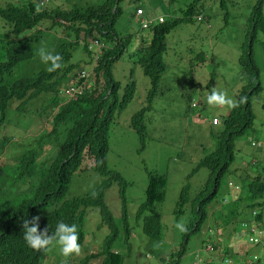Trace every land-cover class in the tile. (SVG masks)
<instances>
[{"label": "rangeland", "instance_id": "rangeland-1", "mask_svg": "<svg viewBox=\"0 0 264 264\" xmlns=\"http://www.w3.org/2000/svg\"><path fill=\"white\" fill-rule=\"evenodd\" d=\"M14 1L27 0H0V5ZM103 1L43 0L42 3L48 8H69L73 5H99ZM192 1L122 0L119 3L121 13L115 23L116 30L124 35L132 34L133 38L128 49L114 62L112 76L121 87L133 81L134 91L131 100L115 115V122L110 129L106 164L108 169L117 172L126 182L123 190L128 235L124 227L121 187L118 181L110 180L104 190V201L118 229L111 249L123 256L122 264H172L176 259L184 233L176 225L183 223L187 227L192 219L188 204L184 206L183 213L174 212L180 191L189 183L192 195L205 183L209 174L207 168L200 167L196 172L189 174L198 162L215 148L214 136L223 117L230 110L227 107L210 106L207 96L215 88L235 100L236 94L243 86L238 59L246 42L247 21L257 0H224L222 3L219 0H201V19L198 20L195 13L190 21L178 23L166 35V50L162 55L165 70L153 95L149 94L152 89L149 78L144 75L140 66L128 57L137 44V35L140 32L149 34L147 28H141L140 21L143 18L145 21L157 23L158 17L165 20L182 17V10ZM136 8L142 9L143 16H136ZM262 10L264 13V1ZM46 26L48 22H42L32 31L15 35L11 32L10 24L0 17V61L5 59L8 41L22 39L37 29L41 31V38L34 44L33 57L18 63L12 72L4 77V83H11L22 77H32L41 69L48 68L49 64L41 61L39 50L45 48L54 54L64 34L58 26L51 29ZM263 44L264 35L259 33L252 48L261 86L257 95L251 99L253 123L234 139V160L229 171L221 179L216 198L212 205L208 206V218L198 231L190 235L177 264H219L220 256L236 245L240 250L246 251L248 256H263L264 260V250L259 245H252L247 231H240V216L230 219L229 224L226 223L228 218L224 216L225 204L239 195L230 189L228 182H231L234 188L242 183L241 177H253L257 173L264 175ZM90 45L93 64L97 47L92 42ZM84 61H90V57L80 44L73 50L71 62L79 63L81 68L78 71L89 73L85 82L87 88H90L95 81V75L91 71V63ZM102 83L100 79L99 84ZM63 88L65 87L62 86L61 89ZM121 93L122 89L119 91V94ZM149 97L152 101L143 120L145 142L141 146L131 121L136 112L148 105ZM62 99L64 98L60 97L59 93L58 103H61ZM193 100L198 102L194 107L191 106ZM51 102V97L40 95L25 102L21 108L18 107V100L13 99L9 103L0 127V165L4 164L5 171L0 185L6 186L12 182L17 173L14 167L15 158L27 149L37 150L38 162L45 161L47 164L54 157L57 149L55 142L52 139L39 141L40 135L51 129L48 122L51 113L56 109ZM214 117L219 121L216 126L211 124ZM251 142H255L256 146ZM92 166L93 160L84 157L79 170L71 177L65 198L90 194L103 181L109 179V176L99 174ZM147 171L166 177L163 200L147 208L144 213L160 217L162 232L157 239L143 232L141 219L136 217L139 206L145 200ZM259 212L261 218L256 222V226L264 233V207ZM246 214V217L252 218L250 211ZM84 232L85 239L79 255L65 257L58 245L50 246L41 264H76L86 255L97 253L101 249L110 229L101 222L97 207L86 209ZM210 235L214 239L209 238ZM211 242L217 248L207 251L206 247ZM230 258L232 262L237 260L236 256ZM88 264H102V259L96 256L91 258Z\"/></svg>", "mask_w": 264, "mask_h": 264}, {"label": "trees", "instance_id": "trees-1", "mask_svg": "<svg viewBox=\"0 0 264 264\" xmlns=\"http://www.w3.org/2000/svg\"><path fill=\"white\" fill-rule=\"evenodd\" d=\"M42 1H14L0 5V17L10 24L11 32L15 35L32 31L42 22H48L47 29L58 26L64 34L61 44L54 53V55L59 54L63 57V66L56 71L47 70L50 67L49 63L48 68L41 69L32 77H22L11 83H4V77L10 74L18 63L33 57L34 44L41 38L39 29L22 39L8 41L5 48V59L0 61V127L4 122L5 111L11 100H18V107L21 108L25 102L40 95L46 98L51 97V104L55 106L56 111L51 113V119L48 122L51 124V129L41 134L39 141L52 139L57 146L54 157L47 164L45 161L38 162L36 149H27L19 154L15 158L16 162L14 161L17 173L12 182L6 186L0 185V264H41L46 251L37 252L28 246L24 240L22 227L23 220L31 219L34 215L41 217L40 230L47 227L50 235L55 232L60 222L75 224L81 245L85 239V211L91 207L99 209L101 222L109 227L110 233L97 253L86 255L76 264H88L89 260L96 256L101 257L102 264H122L123 256L111 249L118 229L104 201V190L110 180L118 181L121 187L124 227L128 235L123 190L126 182L117 172L107 168L106 155L109 148L110 129L115 122V115L131 100L134 91L133 81L121 87V84L113 78L112 66L128 49L133 35L121 34L115 27L121 13L119 3L122 0H104L99 5H73L69 8H48L45 4L43 5ZM219 1L224 2V0ZM263 1H256L248 18L246 42L242 46L238 59L243 86L236 94L235 100L239 101L240 97L245 96L247 103L230 109L223 117L221 126L214 136L215 148L203 157L189 174L196 172L200 167L207 168L209 174L203 186L191 195L190 185L186 183L180 191L174 212L175 214L183 213L184 206L188 204L192 219L186 227L187 231L183 233V241L172 264H177L185 251L190 235L198 231L208 218V206L212 205L216 198L221 179L229 171L234 160V139L243 134L253 123L251 99L257 95L261 86L252 48L258 34L264 35ZM37 5L43 8L39 14L35 12ZM202 7L201 0H193L182 10V17L153 23L147 27L148 35L143 32L137 35V44L128 57L133 59L144 75L149 78L152 88L150 95H153L158 87L165 70L162 55L166 50V35L178 23L190 21L195 13L196 17L201 16ZM91 42L97 47L93 64ZM80 44L90 57V61H84V63H91L95 81L92 87L85 88L80 95L68 100L62 99L61 103H58L57 99L62 86L84 83V79L79 78V73L82 71H78L81 68L79 63L71 62L72 52ZM100 79H102V85L99 84ZM120 89H122L121 94H119ZM150 101H152L151 97L148 99V105L136 112L131 121L141 146L145 142L143 120L145 113L149 111ZM84 157L91 158L92 167L99 174L109 176V179L103 181L90 194L65 198L71 177L79 170ZM4 173V164H1L0 183L3 181ZM240 180L242 183L237 191L239 195L234 196V199L225 204L224 216L228 218L226 223L229 224L235 216L239 215L242 226L240 231L249 233V228L254 225V222L256 226V222L260 220L259 210L264 207V175L260 173L253 177L247 175L241 177ZM229 183L231 182H228L230 187ZM165 186L166 177L164 175L147 171L145 200L139 206L136 217L141 219L143 232L153 239L159 238L162 232L160 217L144 215V213L147 208L163 200ZM247 211L256 212L252 222L249 217H246ZM209 238L214 239L211 235ZM212 245L213 249L217 248L215 244ZM252 245L258 246L259 244L252 243ZM226 251L227 256H233L231 249L227 253ZM246 255L247 252L244 251V257Z\"/></svg>", "mask_w": 264, "mask_h": 264}, {"label": "clouds", "instance_id": "clouds-1", "mask_svg": "<svg viewBox=\"0 0 264 264\" xmlns=\"http://www.w3.org/2000/svg\"><path fill=\"white\" fill-rule=\"evenodd\" d=\"M43 11L40 5H37L35 12L39 14ZM39 55L41 61L45 64L50 63V67L47 69L49 72L56 71L60 69L62 65L63 57L59 54H52L48 52L45 48L39 50ZM207 102L210 106L229 109H234L242 104L247 103V97H240L239 101H236L227 96L223 91H219L215 88L207 96ZM41 217L39 215L32 216L31 219L23 220V233L24 240L32 249L37 252L47 251L50 246L58 245L61 250V254L65 257L71 256L73 254L79 255L81 252V245L79 243V233L77 226L75 224L69 225L64 222H60L57 225L55 232L49 234V230L45 227L40 230L39 221ZM176 227L181 232H186L187 228L185 224L178 223Z\"/></svg>", "mask_w": 264, "mask_h": 264}, {"label": "built area", "instance_id": "built-area-1", "mask_svg": "<svg viewBox=\"0 0 264 264\" xmlns=\"http://www.w3.org/2000/svg\"><path fill=\"white\" fill-rule=\"evenodd\" d=\"M136 16H143V11L140 8H137L135 11ZM198 20L201 19V16L197 17ZM164 19L162 17H158L157 22H163ZM153 23H151L150 21H145L143 18L140 21V25L141 28L145 29L147 28L149 25H151ZM94 43H97L96 41H94ZM89 77V73H87L86 71L82 70L79 73V78L80 79H84V83L86 81V79ZM82 84H77V85H70L67 86L63 89H61V97H63L64 99H70V98H74L77 95H80L85 88L87 89V84L85 83ZM198 102H196L195 100L192 101L191 106H195L197 105ZM218 119L216 117L211 119V124L213 125H217L218 124ZM251 144L253 146H256L255 142H251ZM231 190H233L234 192L237 193V191L239 190V186L236 185L234 188L232 187V183H229ZM233 188V189H232ZM254 215H256L255 211L251 212V216L252 218L250 219V221H253V217ZM249 235H250V240L251 243L253 244H259V246L264 250V233L263 231H261L260 229H258L256 226H252L249 228ZM207 251L213 250V245L212 242L210 244L207 245L206 247ZM232 254L233 256L237 257V260L235 262H232L231 260V256H227L225 253L223 254V256L221 257L219 264H264V260H263V256L258 257V256H248V254L244 257V251L240 250V248L237 247V245L235 247L232 248Z\"/></svg>", "mask_w": 264, "mask_h": 264}]
</instances>
